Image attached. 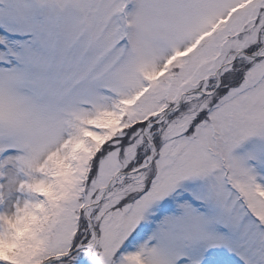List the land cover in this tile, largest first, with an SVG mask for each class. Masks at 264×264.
Masks as SVG:
<instances>
[{
	"label": "snow or ice",
	"instance_id": "1",
	"mask_svg": "<svg viewBox=\"0 0 264 264\" xmlns=\"http://www.w3.org/2000/svg\"><path fill=\"white\" fill-rule=\"evenodd\" d=\"M0 264H264V0H0Z\"/></svg>",
	"mask_w": 264,
	"mask_h": 264
}]
</instances>
